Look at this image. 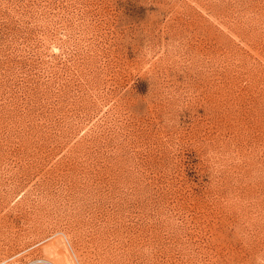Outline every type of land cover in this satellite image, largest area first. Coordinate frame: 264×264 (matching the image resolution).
<instances>
[{
	"label": "rangeland",
	"instance_id": "obj_1",
	"mask_svg": "<svg viewBox=\"0 0 264 264\" xmlns=\"http://www.w3.org/2000/svg\"><path fill=\"white\" fill-rule=\"evenodd\" d=\"M15 254L264 264V0H0Z\"/></svg>",
	"mask_w": 264,
	"mask_h": 264
},
{
	"label": "built area",
	"instance_id": "obj_2",
	"mask_svg": "<svg viewBox=\"0 0 264 264\" xmlns=\"http://www.w3.org/2000/svg\"><path fill=\"white\" fill-rule=\"evenodd\" d=\"M15 256H16V254L1 260L0 264H10V260L12 258H14ZM24 264H52V263H47V261L43 257H36V258H33L32 260H30Z\"/></svg>",
	"mask_w": 264,
	"mask_h": 264
},
{
	"label": "bare ground",
	"instance_id": "obj_3",
	"mask_svg": "<svg viewBox=\"0 0 264 264\" xmlns=\"http://www.w3.org/2000/svg\"><path fill=\"white\" fill-rule=\"evenodd\" d=\"M50 251L53 253L54 251H56V252H58V253H60V251L55 247H51L50 248ZM55 253V252H54ZM45 260L47 261V263H52V264H55L54 262H52L51 260H49V259H47V258H45ZM64 261L66 262V264H72V262H71V260L68 258V257H66V256H64ZM74 261V260H73Z\"/></svg>",
	"mask_w": 264,
	"mask_h": 264
}]
</instances>
